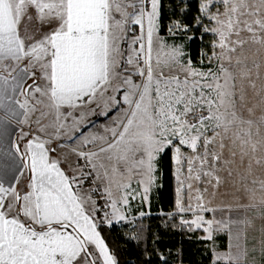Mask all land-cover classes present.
<instances>
[{"label": "snow or ice", "instance_id": "snow-or-ice-1", "mask_svg": "<svg viewBox=\"0 0 264 264\" xmlns=\"http://www.w3.org/2000/svg\"><path fill=\"white\" fill-rule=\"evenodd\" d=\"M214 5L223 11H211ZM160 8L161 0H0V264H117L98 230L100 209L80 188L84 181L50 157L56 151L47 147L51 138L33 134L32 124L38 133L54 128L55 139L66 129L67 139L78 140L81 148L96 147L72 152L109 182V224V215L125 219L118 204L127 205L129 196L148 201L157 160L169 149L176 208L195 216L182 220L190 230L206 225L210 239L217 225L218 231L229 229L231 239L232 223L252 224L248 216L222 222L201 215L217 210L205 197L215 198L225 180L233 188L229 211L264 218V0H201L200 12L212 25H202L203 31L214 37L211 54H200L207 68L194 65L182 44H168L159 35ZM30 11L47 28L38 40L21 35ZM196 23L201 25L200 17ZM133 26H139L138 35ZM177 30L188 28L174 22L168 31ZM27 79L32 83L25 87ZM62 108L81 111L73 116ZM113 110L104 134H84L81 125L92 123L88 114L108 117ZM49 114L54 120L42 124ZM68 117L70 127L64 123ZM18 125L30 131L17 132ZM25 174L24 191H18ZM133 175L142 192L131 189ZM112 183L121 191L118 199ZM242 235L247 238L241 230L236 240ZM231 248L230 243L216 259L255 264L246 247L235 255Z\"/></svg>", "mask_w": 264, "mask_h": 264}, {"label": "trees", "instance_id": "trees-1", "mask_svg": "<svg viewBox=\"0 0 264 264\" xmlns=\"http://www.w3.org/2000/svg\"><path fill=\"white\" fill-rule=\"evenodd\" d=\"M200 3L201 0H161L159 24L160 33L168 41L182 44L193 64L206 68V59L203 65L199 63L200 54L202 51L211 53L214 37L203 31L202 25L207 24L200 12ZM197 17L201 18V25L196 23ZM174 22L186 25L188 31L177 30L175 35H171L168 30ZM189 36L193 39L189 40ZM172 155L171 149L160 155L158 180L149 201H132L133 213L144 212L146 215L109 224L103 219L106 197L100 188L93 189L100 206L96 213L98 230L117 264H225L222 260H214L212 239L205 237L203 229L192 226L190 230L182 223L183 213L176 208L177 183ZM86 169L91 171L90 166ZM93 178V173L87 175L85 184L92 185ZM216 239L220 241L221 248L227 246L226 233H219Z\"/></svg>", "mask_w": 264, "mask_h": 264}, {"label": "rangeland", "instance_id": "rangeland-1", "mask_svg": "<svg viewBox=\"0 0 264 264\" xmlns=\"http://www.w3.org/2000/svg\"><path fill=\"white\" fill-rule=\"evenodd\" d=\"M216 8H220V10L223 11L222 5H214L210 10L215 11ZM205 21L209 27L212 26L211 22L208 21V19L206 17H205ZM138 34H139V28H138L137 35ZM159 35L161 37H163L164 40L168 44H176V43H173V41H168L165 38V36L160 33V28H159ZM131 71H132V69L129 68V72H131ZM133 79L136 82H139V80H140L139 77H135V76L133 77ZM116 96H117L118 100H122L121 94L117 93ZM37 107L44 110V111H47L46 109H43L42 105H38ZM95 110L97 113L102 111V105H101V107L96 108ZM68 111H73V110L68 109L67 112ZM80 111H81V109H79V108L74 110L73 116H78ZM84 111H87V110L84 109ZM115 115H116L115 110H113L111 114L109 113L108 117L101 116L98 114L97 115L88 114L87 121H91L92 123H89L87 125V127H84V125L82 124L81 125L82 131L84 132L85 135H90L93 133L94 134H104V128L112 125V120L110 119V117H114ZM257 115H259V112L257 113ZM48 117L50 118L51 121L54 120V116H52L51 114H49L45 118H48ZM72 122H73L72 117H68V119L66 121H64V123L66 124V127H70ZM49 130L51 132H49L47 130V132H45V133H36L35 135H40L41 138H51V143L48 145L50 146V148H56V151L50 153V157L60 161V167L66 171V174H68V175L75 174L78 178L82 179L83 181H85L87 175L93 173V175H94L93 184L88 186L85 184V182H83V185L80 186L81 190L83 192H87L88 194H90L92 197V200H94L96 202V207L100 208L99 204L97 203V199L93 194L94 188H100L106 197V200H107L106 204H110V200H109L107 194L104 192L105 187L109 186V182L107 180L103 179L102 177L97 178L96 171H94L90 165H87L86 161L78 158L76 156V154L72 152L73 148H76L78 150H83V151H89V150L95 151L96 147L94 145H88L86 147L81 148L78 140H68L67 139V136L65 135L66 129L62 130L60 139H55L51 136V134L54 133V131H55L54 128H49ZM76 135L78 136L79 134H76ZM61 144H63L64 147H59V145H61ZM57 148H58V150H57ZM62 163L66 164L67 167H65ZM105 163L107 164L106 161H105ZM87 166H90L91 171H88L86 169ZM118 167H119L120 173L123 174L122 175L123 182H125V183L128 182V173L125 169V165L120 164V165H118ZM102 171L103 170H101V172ZM109 173L111 174L110 167H109ZM226 175H227L226 173H222V176L226 177ZM262 178H264V176H262ZM116 179L120 180L121 177L117 176ZM138 180H139L138 176H136V175L132 176V178H131V189L136 190L138 192H142V187L137 184ZM157 180H158V160H157L156 180L154 182L153 187L157 184ZM26 182H27V175H25L21 179L20 185L18 187L19 189H17V190L18 191H24V186H25ZM153 187L150 189L149 199H150V193H151V190L153 189ZM111 190L113 193V198L118 199L119 196L121 195V191L117 187L116 183L111 184ZM232 192H233V188H232L231 184L227 180H225V182L222 183L221 187L217 190L215 198H212L210 196L205 197L206 201L207 200L212 201L210 206L217 209V210L215 212H203V213H201V215L204 216L205 220L215 219L216 221H222V222H228L229 220L239 221V220L243 219L245 216H248L252 219V224L250 226H244V225H241L238 223H232L230 225V230L232 233L231 239L229 236V229H223V230L218 231L217 230L218 226L213 225L212 234H211L210 239H212L214 260H217L216 259L217 255L227 253L229 251V245L231 243V245H232L231 251L234 255L239 250L246 247L248 252H249V261H251L253 256H254L255 257V264H264V258H262L260 255V248L262 246V242H264V218H261L255 212L245 213L243 211H238L235 209H233L232 211H229L227 206L229 204L233 203ZM184 197L185 198H184L183 202L185 205H187V203H188V201H187V190H185ZM137 199H141L140 196H137L136 199H133L131 196H129V202L127 205L118 204V207L121 208V210L125 216V219H123V220L134 219L138 216H141L140 215L141 212L138 215H135L133 213L132 201L137 200ZM149 199H148V201H149ZM193 203H195V202L193 201ZM87 207H91V205H88ZM111 211L112 210H111L110 206H107V208H104L103 209V219H104L105 212L110 214ZM183 218L186 221H191V220L195 219V216L193 215L192 212H183ZM108 219H111L112 223L123 221V220H117L115 218H112L111 215H109ZM104 220L107 222L106 219H104ZM204 227H206V225L202 226L201 229L204 230ZM241 230H243V232L246 234L247 238L244 239V237L242 235L241 239L239 241H237L235 238L236 234H237V232H240ZM219 233H226L228 236L227 246L225 248H221L219 245L220 241L216 239V236ZM205 237H208V233H206V232H205ZM237 243H239L241 245V249H237V247H236ZM253 249H255L256 251L253 252Z\"/></svg>", "mask_w": 264, "mask_h": 264}, {"label": "crops", "instance_id": "crops-1", "mask_svg": "<svg viewBox=\"0 0 264 264\" xmlns=\"http://www.w3.org/2000/svg\"><path fill=\"white\" fill-rule=\"evenodd\" d=\"M29 15L31 16V19L29 20L27 17H25L22 21H21V26H20V29H21V35L22 36H24V37H32V38H34V39H40L41 37H42V35L44 34V32H46L47 31V28H42L41 27V24H40V22L38 21V19H37V17H36V15H35V13L33 12V11H30L29 12ZM133 28L135 29V34H137L138 33V28H139V26H133ZM137 31V32H136ZM32 83V80L31 79H27L26 81H25V87H27V85H29V84H31ZM21 101H23V99H24V97H22V96H19L18 97ZM44 109V108H43ZM47 110V109H46ZM67 108H62L61 109V111L62 112H64V113H66L67 112ZM40 113H39V111H37L36 113H33V119H35V117L36 116H38ZM51 120H50V118L48 117V118H44L42 121H41V123L42 124H48L49 122H50ZM36 127H37V125H35V124H32V126H31V132L33 133V134H36V133H38V132H36ZM21 128H23L24 129V131L25 132H28V131H30V129H29V127L27 126V125H18V126H16V130H17V132H19V130L21 129ZM47 130L49 131V132H51L50 130H49V128L48 129H46V132H47ZM23 143V142H22ZM47 147L48 148H50V146L49 145H47ZM51 149V148H50ZM56 149V148H55ZM57 150H58V148H57ZM52 153V152H51ZM25 175H27V174H25ZM23 178V177H22ZM21 178V179H22ZM19 185H20V183L18 184V185H16V187H17V189H19L18 187H19Z\"/></svg>", "mask_w": 264, "mask_h": 264}]
</instances>
